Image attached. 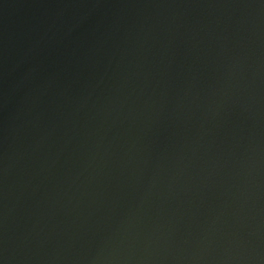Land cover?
I'll return each mask as SVG.
<instances>
[{"label": "water", "instance_id": "water-1", "mask_svg": "<svg viewBox=\"0 0 264 264\" xmlns=\"http://www.w3.org/2000/svg\"><path fill=\"white\" fill-rule=\"evenodd\" d=\"M0 264H264V0H0Z\"/></svg>", "mask_w": 264, "mask_h": 264}]
</instances>
